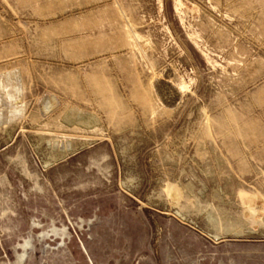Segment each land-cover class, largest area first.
<instances>
[{
  "label": "rangeland",
  "instance_id": "1",
  "mask_svg": "<svg viewBox=\"0 0 264 264\" xmlns=\"http://www.w3.org/2000/svg\"><path fill=\"white\" fill-rule=\"evenodd\" d=\"M0 264H264V0H0Z\"/></svg>",
  "mask_w": 264,
  "mask_h": 264
}]
</instances>
